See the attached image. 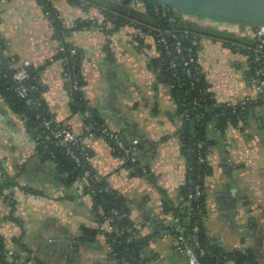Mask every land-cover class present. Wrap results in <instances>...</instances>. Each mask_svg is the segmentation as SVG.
Masks as SVG:
<instances>
[{
    "label": "crops",
    "instance_id": "0c3cea01",
    "mask_svg": "<svg viewBox=\"0 0 264 264\" xmlns=\"http://www.w3.org/2000/svg\"><path fill=\"white\" fill-rule=\"evenodd\" d=\"M52 4L70 28L91 15L105 26L79 29L68 38L81 53L83 94L102 125L126 133L128 139L139 138V157L151 177L134 175L110 141L90 134L91 123L73 105L64 62L57 58L61 43L39 0H0L2 58H14L15 64L37 72L49 114L84 137L94 175L124 199L131 220L141 223L135 232L142 247L137 264H187L176 250L172 214L166 209L168 201L178 203L186 181L185 122L169 87L157 80L152 60L160 54L152 29L147 30L152 23L144 4H131L129 15L139 19L137 23L127 21L116 29L114 18L99 5L91 3L86 8L74 0H53ZM179 15L200 26L251 37L245 24ZM197 46L209 90L218 102L237 104L258 97L255 84L247 78L246 52L206 36ZM209 135L218 143L208 154L205 235L227 252H250L257 263L264 264V106L254 107L238 124H230L224 135H217L213 128ZM46 138L60 148L50 136ZM41 142L0 94V182L7 173L19 185L44 193L15 191L14 215L19 222L10 217L6 196H0V235L6 247L20 252L26 246L23 259L28 264H123L98 230L99 217L91 198L77 189L63 164L47 146L41 148ZM228 264L238 263L230 260Z\"/></svg>",
    "mask_w": 264,
    "mask_h": 264
},
{
    "label": "trees",
    "instance_id": "16d2710c",
    "mask_svg": "<svg viewBox=\"0 0 264 264\" xmlns=\"http://www.w3.org/2000/svg\"><path fill=\"white\" fill-rule=\"evenodd\" d=\"M52 1L53 0H39L51 18L53 27L56 31V36L61 43L60 46L63 48L62 50H59L57 58L64 62L65 76L68 78L71 87L73 85V80L77 77L79 85L82 88L76 90L72 88L74 93L73 105L82 113L86 110L91 111V116L87 117V120L91 123L92 130L95 134L102 135L100 129L104 127V125H102V123L96 118L95 111L89 106L83 94L85 81L81 72L80 50L73 45L68 38L74 31L79 29L89 28L93 25L100 27L105 26L87 18L77 21L75 26L71 28L67 27L59 17V12L54 8ZM74 1H77L78 4H81L86 8L91 5V3L86 0ZM128 1L129 3H135L137 0ZM141 1L144 4L143 10L151 19L152 23L148 26L147 30L150 28L156 29L152 32L155 36L158 45L157 49L160 51V55L156 59H153L152 63L157 73V80L169 87L171 97L178 104V115L181 116L185 122L183 132L185 136V154L188 159L186 181L180 187V200L178 203L167 202V212L180 217L182 230L187 237L190 235L191 230L195 225L199 226L200 242L208 250V254L202 259L204 264H228L230 260H234L238 264H259L250 252H227L210 242L205 235L203 221L206 216L205 181L206 176L210 172L208 154L210 153L211 147L218 143V139L216 140L209 135V129L213 128L214 133H217V135H224L230 124H238L243 115L249 113L254 107L264 106V101L262 100L264 95H262L257 101L249 98V102L245 106L218 102L209 90L210 84L206 79L205 73H203L197 53V41L202 37L206 36L214 40H223L232 48L244 51L248 54L249 65L247 78L252 81V77H256V79L264 81V58L261 62H257L255 61V55L253 53V49L259 41L257 38L245 36L247 37V41L240 42L230 37V31L216 29L205 25L200 26L191 21L182 19L181 15H179L174 8L164 6L156 0ZM102 9L107 12L108 17L114 18L115 29L127 21L134 20L133 22L135 23L139 21V19H134L132 15L123 16L108 11L105 8ZM170 17H175L176 21L171 23L169 20ZM141 23L138 24L140 25ZM141 25L147 27L145 24ZM159 29L163 30L165 33L164 35L168 42V49H165L159 41ZM167 30H174L177 33V37L169 34ZM237 36L241 37L239 35ZM178 42H181L182 44L181 53L178 52L176 47ZM72 49L76 50L74 55L71 53ZM185 61H189V64H186ZM15 63L16 60L14 58L3 59L0 61V66L2 67L3 72V75L0 76V94L11 106L13 111L19 113L25 118L28 130L32 131L37 138L40 137L41 140H43L40 147L47 146L48 150L53 151L55 158L59 159L60 163L63 164V168L68 173V177L71 181H76L87 169L91 170V177L87 179L88 187L83 194L88 195V193H92L93 210L99 217V222H103L104 218L108 217L119 231H123L118 241L112 245V249L120 260L125 258L129 264H133L131 263V256L134 255L135 257H138L140 255L137 247L141 244L135 235L136 231L132 229L133 221L131 220V217L117 218L111 212V210L115 208L120 214L124 212L130 213V207L126 204L123 198L117 197L111 189L109 191L105 190L108 185L94 175L90 163L84 161L81 165H78L65 153L61 146L59 148L49 142V139L46 138L49 136V133L44 127L42 120L45 118H52V116L49 114L43 102V87L39 82L38 74L37 72L29 71L26 68L29 77L25 79L24 84L29 88V97L32 99V103L28 104L27 100L21 97L16 90L19 82L13 79V74L16 69L11 67V65ZM258 69H263L262 75H256ZM189 70L190 72H188ZM10 74L12 75L11 83L7 86H3L10 79ZM129 140L130 139H126V143H128ZM110 142L115 147V150L122 155L115 143L111 140ZM141 147L142 144L140 143L139 150ZM59 149H62L67 155L66 157L71 159V161L69 160L70 163H67L65 158L62 157ZM200 157L205 158V162L200 163ZM139 159V162L136 163L137 166L142 162L140 157ZM128 164L130 166L129 162ZM146 168L147 173L142 169H138V171L133 174L137 176L151 177L149 167L146 166ZM197 186L200 187L201 194L196 198L194 196ZM17 190H24L35 194L44 193L26 186L23 187L15 181L14 177L4 173L0 182V196L3 194L6 196L7 200L11 203L10 217L12 220L19 222V218L14 215L17 210L18 202L17 196L15 195V191ZM92 190L94 191L92 192ZM184 203L188 204L189 207L185 206L182 210L181 206L182 204L184 205ZM172 233L174 234L173 229ZM129 236L134 237L132 243H127L126 241ZM142 244L144 243L142 242ZM22 250L27 251L28 248L22 246ZM14 258H21L20 253L15 251ZM7 262L8 248L5 245L4 237L0 235V264ZM15 264L28 263L22 258L20 262Z\"/></svg>",
    "mask_w": 264,
    "mask_h": 264
},
{
    "label": "built area",
    "instance_id": "2783aa9c",
    "mask_svg": "<svg viewBox=\"0 0 264 264\" xmlns=\"http://www.w3.org/2000/svg\"><path fill=\"white\" fill-rule=\"evenodd\" d=\"M6 1V0H2ZM139 0L135 2V4H139ZM143 3V2H142ZM165 6V5H164ZM169 7V6H168ZM170 8V7H169ZM93 22H98L97 18L94 15H91L89 17ZM170 22L174 23L176 21L175 17H170ZM68 27V26H67ZM250 28V35L253 38H257L259 43L256 45V47L253 49V53L255 55V61L261 62V60L264 58V51H263V44H264V26H256V27H249ZM156 30L152 29L151 31ZM169 34H172L174 37H177V33L174 30H167ZM164 31L159 29L158 35L160 37L159 41L161 45L165 49H168V42L166 40V37L164 35ZM177 50L179 53H181L182 50V44L181 42L177 43ZM63 48L60 46L59 50H62ZM72 55L76 53L75 49L71 50ZM160 53V51H159ZM186 64H189V61H185ZM11 67L15 68L16 71L13 74V79L18 83V86L16 87L17 92L19 95L27 100L28 104L32 103V99L29 97V88L24 84L25 79L29 77V73L26 69L25 65L22 64H12ZM190 72V70L188 71ZM2 67L0 66V76L2 74ZM68 73V72H67ZM71 73V72H70ZM69 73V74H70ZM263 69H258L256 71V75H262ZM71 75V74H70ZM72 77V76H71ZM252 81L255 84L256 90L258 91V97L254 100H258L264 95V81H261L259 79H256V77H252ZM72 88L74 90L76 89H82L79 85L77 77L73 80ZM262 100L264 101V97H262ZM249 102V98L243 99L241 102L233 105H247ZM84 115L86 117L91 116V111L86 110L84 112ZM44 127L49 133V136L55 140V142L61 146L65 153L78 165H81L84 161L90 163L91 160V151L89 148V145L84 141V137L76 134L73 129L70 126H67L63 124L62 122H59L52 118H45L42 120ZM100 132L104 136L105 139L108 141H112L115 143L116 147L121 151L122 156L124 159L130 163L129 169L132 173H135L138 171V169H142L144 172L147 173V168L144 164L139 163L137 166L136 163L139 162V144L141 143L138 138H131L128 143H126V139L124 138L122 133L119 131H110L108 127L104 126L100 129ZM91 135H94L95 132L92 131L90 133ZM226 147L229 148V146L226 144V141H224ZM199 162H205V158L200 157ZM91 177V170L87 169L82 176H80L76 180V186L77 189L81 193H85L87 189V179ZM106 191L110 190V187H106ZM94 190H92L93 192ZM201 194V189L199 186L196 187V193L194 197H198ZM91 200L92 193H88V195ZM185 206H188V204L184 205L182 204V210ZM189 207V206H188ZM111 212L115 215L117 218H123V217H130V213L124 212L120 214V212L117 209H112ZM191 212V210H190ZM189 212V213H190ZM141 223L139 222H133L132 223V229L137 231L140 229ZM171 229L174 231V244L176 247V250L184 255L187 259V264H204L202 262L203 257H205L208 254V250L205 246L202 245L199 239V233L200 228L198 225H195L190 235L187 237L182 230L181 226V220L180 217L177 215H172L171 219ZM98 230L106 236V240L109 244V246L112 249V245L116 243L122 235L123 231H119V229L111 222L110 218L105 217L103 222L98 223ZM127 243H132L134 241L133 236H129L126 239ZM20 257L21 258H14L15 250L8 249V262L4 264H15L17 262H20L22 258L26 255L25 251H20ZM115 255H117L115 253ZM121 262L123 264H129V262L122 258Z\"/></svg>",
    "mask_w": 264,
    "mask_h": 264
},
{
    "label": "water",
    "instance_id": "95a60500",
    "mask_svg": "<svg viewBox=\"0 0 264 264\" xmlns=\"http://www.w3.org/2000/svg\"><path fill=\"white\" fill-rule=\"evenodd\" d=\"M93 4L99 5L106 10L128 16L130 14L131 4L128 0H86ZM162 5L174 8L178 14L198 15L207 19H212L220 23L245 24L248 27L264 26V0H156ZM230 37L240 42H246L247 37H238L235 32H230ZM264 51V44H263ZM3 58L0 54V61ZM29 68V67H28ZM31 68V67H30ZM12 81L10 79L3 86H7ZM125 132V131H123ZM127 138L126 133L123 134ZM52 141H54L51 138ZM55 142V141H54ZM65 156H67L64 153ZM71 161V159L69 158ZM112 197V196H111ZM137 233H135L136 235ZM137 236V235H136ZM139 241V238L137 239ZM142 251V247H137ZM131 262L137 264L138 258L131 256Z\"/></svg>",
    "mask_w": 264,
    "mask_h": 264
},
{
    "label": "rangeland",
    "instance_id": "374dc122",
    "mask_svg": "<svg viewBox=\"0 0 264 264\" xmlns=\"http://www.w3.org/2000/svg\"><path fill=\"white\" fill-rule=\"evenodd\" d=\"M188 16H189V15H188ZM189 17H193V18L195 17V18H198V16H197V15H194V14H191ZM211 21H215V20H212V19H211ZM216 22H218V21H216ZM226 24L229 25V23H226ZM239 25H241V24H239ZM247 27H248V26H247Z\"/></svg>",
    "mask_w": 264,
    "mask_h": 264
},
{
    "label": "flooded vegetation",
    "instance_id": "af4514ba",
    "mask_svg": "<svg viewBox=\"0 0 264 264\" xmlns=\"http://www.w3.org/2000/svg\"><path fill=\"white\" fill-rule=\"evenodd\" d=\"M139 1H141V0H139ZM142 2V1H141Z\"/></svg>",
    "mask_w": 264,
    "mask_h": 264
}]
</instances>
